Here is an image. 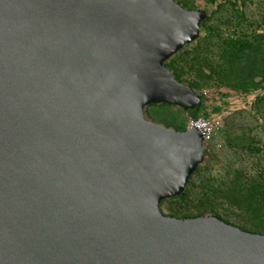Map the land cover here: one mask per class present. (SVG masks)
Returning a JSON list of instances; mask_svg holds the SVG:
<instances>
[{
    "label": "water",
    "instance_id": "95a60500",
    "mask_svg": "<svg viewBox=\"0 0 264 264\" xmlns=\"http://www.w3.org/2000/svg\"><path fill=\"white\" fill-rule=\"evenodd\" d=\"M206 15L175 0H0V264H264V234L160 209L205 148L197 127L144 108L202 102L164 61Z\"/></svg>",
    "mask_w": 264,
    "mask_h": 264
},
{
    "label": "rangeland",
    "instance_id": "374dc122",
    "mask_svg": "<svg viewBox=\"0 0 264 264\" xmlns=\"http://www.w3.org/2000/svg\"><path fill=\"white\" fill-rule=\"evenodd\" d=\"M185 9L205 10L207 20L204 27H213L209 32H200L201 41L195 47L180 51L170 60V66L184 81H203L210 71L209 65L199 67L197 61L208 60L213 66L224 60L220 58V43L229 36H245L255 47L247 50L238 61L244 73L249 69L251 75L259 74L257 68L264 57V0H176ZM209 35L207 36V33ZM262 34L258 42L255 37ZM206 35V36H205ZM205 36V37H204ZM204 37V38H202ZM214 73V72H213ZM214 79V78H212ZM205 80L198 85V92L216 98V85ZM264 94V89L247 92L243 97L234 96L227 103L220 104L221 109H210V99H205V110L211 111L209 121L214 129L204 144L206 160L189 178L185 198H169L160 204L164 215L183 218L194 215L197 207L211 203L227 223L251 231L250 215L240 211L227 195L234 188L244 186L248 179L258 171L264 170V99L254 107L256 97ZM222 103V102H221ZM146 119L164 126L182 130L187 128L190 114L182 107L165 103L148 104L144 108ZM199 115L205 116L203 112ZM206 117V116H205ZM207 118V117H206ZM241 173L240 180L232 181V175ZM209 188L207 197L202 195ZM212 190V192H210ZM214 191V192H213ZM204 215H212L206 210Z\"/></svg>",
    "mask_w": 264,
    "mask_h": 264
},
{
    "label": "trees",
    "instance_id": "16d2710c",
    "mask_svg": "<svg viewBox=\"0 0 264 264\" xmlns=\"http://www.w3.org/2000/svg\"><path fill=\"white\" fill-rule=\"evenodd\" d=\"M225 1H233V3H235L239 0ZM206 20L207 17L205 16L200 23V32L202 30L205 31V29L209 32H212L214 30L213 27H208V29L204 27V22ZM209 32L207 33V36L209 35ZM262 38L263 35L260 34L255 37L254 40H258L259 42L260 40H262ZM200 41L201 34H199V36L193 42L186 44L181 50H179L177 53L173 54L170 58L164 61V65L173 73V75L178 81L189 85L202 96V102L199 105H195L193 109H185L190 114V116L193 113L195 114V116H197L201 112H203L208 120L209 118H211V111H206L204 109V102L205 99L212 100L213 98H211L210 96L203 95L201 92H198L197 89L198 85H201V82H204L207 79L211 80V84H214V86L216 85V98H218L216 100L213 99L211 101V110H213V108H215V110L221 109L220 104L227 103V100L230 97H234L235 95L243 97L249 91L264 89V57L260 63V66L257 68L259 72V74L257 75L259 76L258 78H256V75H251L249 69H246L244 73H240L241 71H243V68L238 65V61L247 50L255 47L254 43H252V41L250 40H247L245 36H229L222 40L219 45L221 53L220 58L224 60L223 63L221 61L216 63V66H213L208 60H206L205 62L197 61L200 68H202V66H204L205 64L209 65L210 67L209 73H207L205 77L201 78L203 81H184L180 79V76L174 70H172L170 66V60L175 58V56H177L180 51L186 52L187 48L193 46L195 47V44H198ZM263 99L264 94L256 97L253 106L257 107ZM184 129L186 128H183L182 130ZM205 160L206 150L204 161ZM198 168L199 166L196 168L195 171H197ZM193 173H191L190 177ZM231 178L234 182L237 179L240 180L241 173L236 172V174H233ZM204 190L205 192H203L202 195L205 196V198H208L207 193L210 189L205 187ZM210 192H212V190ZM186 196L187 193L184 190L180 195L172 198H185ZM227 198L233 204H235L240 209V211L250 215V225L252 227V230L250 232L264 234V170L258 171L255 176L249 178L247 183H245V187L242 185L230 191L227 195ZM206 210L211 211L213 216H216L219 219L225 221L218 213H216L214 206L211 203H209V205L207 206L197 207V211L194 215H185L183 216V218L202 216Z\"/></svg>",
    "mask_w": 264,
    "mask_h": 264
},
{
    "label": "built area",
    "instance_id": "2783aa9c",
    "mask_svg": "<svg viewBox=\"0 0 264 264\" xmlns=\"http://www.w3.org/2000/svg\"><path fill=\"white\" fill-rule=\"evenodd\" d=\"M197 127L202 135L203 143L205 144L210 138L214 125L205 116L197 115L195 117H190L187 122V127Z\"/></svg>",
    "mask_w": 264,
    "mask_h": 264
}]
</instances>
